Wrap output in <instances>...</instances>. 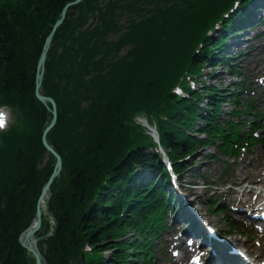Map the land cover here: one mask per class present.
Returning <instances> with one entry per match:
<instances>
[{
	"label": "trees",
	"instance_id": "trees-1",
	"mask_svg": "<svg viewBox=\"0 0 264 264\" xmlns=\"http://www.w3.org/2000/svg\"><path fill=\"white\" fill-rule=\"evenodd\" d=\"M70 1H0V105H12L19 111V124L2 136L0 145V264L29 263L17 237L29 225L41 186L51 170L50 163L38 167L45 154L40 142L42 129L51 116L34 97L36 71L45 41ZM213 1L86 0L68 12L49 53L42 91L58 107L57 124L48 136L49 142L62 156L65 168L73 172L77 158L74 165L78 163L80 170L73 174V184L65 181L61 188V176V182L52 187L49 208L56 229L45 239L48 264H69L81 240L90 245L105 240L104 247L113 250L109 261L100 264H122L128 257L127 247H135L134 243L113 242L116 234L111 228L105 230L109 217L88 216L86 197L92 196L96 187L88 185L86 194L84 184H92L99 171L93 157L92 163L85 166L84 155L94 142L95 148L100 147L95 153L99 161L98 130L110 124L113 130L125 128V120L181 56V49L187 47L184 56L196 64L197 56L192 55L196 45L189 43L193 36L195 40L204 38ZM124 17L127 24L121 22ZM125 46H129L128 51L120 55ZM113 82L118 88L112 87ZM206 88H211L210 93L219 92L211 85ZM218 97L207 95L205 112L219 110ZM109 106L119 114L127 110L125 119L115 118L112 110L103 114L101 108ZM184 110L191 120L192 112L200 109L190 105ZM174 115L177 124L180 113ZM196 117L208 122L210 116ZM203 132L207 134L208 129ZM109 137L110 132L106 144ZM109 143L114 144L109 151L115 153L114 134ZM129 156L116 171L122 182L131 161L142 158L139 153ZM82 170L85 175L80 178ZM120 229L116 224L115 230ZM89 264L99 263L93 260Z\"/></svg>",
	"mask_w": 264,
	"mask_h": 264
},
{
	"label": "rangeland",
	"instance_id": "rangeland-1",
	"mask_svg": "<svg viewBox=\"0 0 264 264\" xmlns=\"http://www.w3.org/2000/svg\"><path fill=\"white\" fill-rule=\"evenodd\" d=\"M260 40V39H259ZM253 43L255 44V48L259 45V41L258 40H254ZM248 43H246V45H248ZM242 45V44H241ZM261 52V51H260ZM261 56L258 57L257 55H254L253 53L251 54H247L246 56H240L237 60V63L239 62L241 66H243L244 62L247 63H251L253 62L254 64H256L255 68L257 70V72L259 70H262L263 68V64H264V53L260 54ZM226 69V67H224V65L221 67H215L211 82L212 84L215 85H219L221 88L226 89L228 91V85H229V81H230V77L228 75V73L224 70ZM242 71V70H241ZM246 74V71H243ZM112 87L113 88H118V85L113 82L112 83ZM225 91V90H224ZM227 105H223L222 108L225 110H227ZM260 124L264 127V122H260ZM263 135H264V130H262ZM201 154H203V152L201 151ZM198 158V153L196 154V157L194 159ZM262 162H264V147H259V146H255L254 148L251 149L250 152H247L245 154L242 155V157L238 160V163L236 164V166H234V173H232V175L230 176L229 171L233 170V168H229L228 171L226 172V178H233L236 174V172L238 171V169L240 168H245L248 172L257 170L259 173L263 172L262 166L260 165ZM197 166H200V168H202L203 171L205 172H209V178H214V176H216L218 174V171L221 170V167L219 165L218 161H208L207 162H203L198 164ZM250 167V168H248ZM227 174H229V176L227 177ZM187 177H185V180H188L189 182H197V183H201L200 180H198V178H195L194 175H189L186 174ZM190 193L193 194V196H197L198 192H200V189L198 187H195L191 190H189ZM130 236V234H129ZM164 236H170V235H164ZM163 238H161L162 240ZM254 245V243H251ZM257 250H261L259 246H255Z\"/></svg>",
	"mask_w": 264,
	"mask_h": 264
},
{
	"label": "water",
	"instance_id": "water-1",
	"mask_svg": "<svg viewBox=\"0 0 264 264\" xmlns=\"http://www.w3.org/2000/svg\"><path fill=\"white\" fill-rule=\"evenodd\" d=\"M80 1H82V0H76L75 2H73V5L79 3ZM66 10H67V8L64 9V11L62 13V17L59 20V22L57 23L56 27L61 24V22H62V20H63V18L65 16ZM52 35H53V33L47 39L46 44H45V47H44V50H43V54H42V58H41V62H40V67H39L41 70L43 68V64H44V61H45V58H46V54H47V51H48V48H49L51 39H52ZM41 80H42V71L41 72L39 71V73L37 74V78H36V81H37V83H36V97L40 101H42L43 103H46L47 101H49L54 106V103H53V101L51 99L45 98V97L41 96V94L39 92V88L41 86ZM53 114H54L53 121H52V123L50 124V126L47 129H49L54 124V121H55V112H53ZM43 144L45 145V147L50 152H52L54 154V156L56 158V165H55V168H54V171H53L51 177L49 178L48 182L46 183V185L44 186V188L42 190V193H41V196H40V200L42 199V197L44 196V194L48 191V188H49V185H50L52 179L57 175V173L59 172L60 167H61V161H60L59 155L47 144V141H46L45 137H43ZM37 214H38L37 224H36V226L33 229L27 231V233H26L27 236H31L33 234V232L38 228V225H39V213L37 212ZM23 245L29 251H31L34 254L35 260H36V264H41L42 257L39 254V252L37 251V248H36L34 242H23Z\"/></svg>",
	"mask_w": 264,
	"mask_h": 264
},
{
	"label": "bare ground",
	"instance_id": "bare-ground-1",
	"mask_svg": "<svg viewBox=\"0 0 264 264\" xmlns=\"http://www.w3.org/2000/svg\"><path fill=\"white\" fill-rule=\"evenodd\" d=\"M247 32V31H246ZM237 39L233 42V43H231L230 45H229V49L232 51L233 49H235L236 48V44H237ZM215 44H213L212 46H214ZM231 54V53H230ZM244 65H246V64H244ZM254 83H255V87H261V88H263L264 89V85L263 84H261L260 83V81H259V76H257V75H254ZM157 158V161H159V163L161 162V160L160 159H158V156L156 157ZM147 160V159H146ZM147 163V162H146ZM129 168H127V170H128ZM126 170V171H127ZM125 171V172H126ZM125 172H124V174H125ZM258 175V173H257V171H254L253 173H251V174H249V173H247V172H245V171H243L242 169H239L238 170V173H237V177H238V179H243V178H246V177H248V176H251V177H256ZM135 187H136V189L139 191V193H142L143 192V189L140 187V185H135ZM111 191H113V188H111L110 189ZM229 190H233V188L231 187V188H229ZM213 194H217L216 192H214ZM244 194H245V192H244ZM259 193L256 191V197H255V199H258V195ZM185 197V201L186 202H188L189 200H188V198H187V196L185 195L184 196ZM179 199L181 200V198L179 197ZM182 200H184L183 198H182ZM180 217H183V218H185V220H186V222H187V224L191 227V229L192 230H189V229H187V228H184V229H182L181 230V228H179L180 230H181V235L182 236H184L185 238H184V240H187L186 238H188V237H191L192 235H193V233H195L198 229H200V227H199V225L196 223V222H194L190 217H188L186 214H184L183 212H181L180 213ZM166 240L168 239V240H171V239H169V238H165ZM185 244H187L186 242H184ZM193 247H192V243H190V244H188V246H187V253L188 252H190V250L192 249ZM218 257V256H217ZM223 260L225 259V253H223ZM251 258H253V256H251ZM230 260H227V262H229ZM252 262H255L254 260H252ZM261 261H259V263H260ZM250 264H252V263H250Z\"/></svg>",
	"mask_w": 264,
	"mask_h": 264
}]
</instances>
